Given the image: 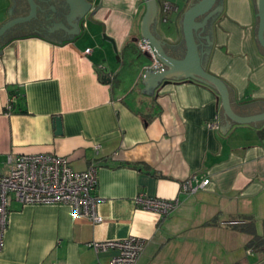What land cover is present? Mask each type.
<instances>
[{"label": "crops", "instance_id": "1", "mask_svg": "<svg viewBox=\"0 0 264 264\" xmlns=\"http://www.w3.org/2000/svg\"><path fill=\"white\" fill-rule=\"evenodd\" d=\"M34 1V15L0 32V168L8 153L64 155L77 170L96 163L102 221L67 203L12 200L0 264H106L115 249L95 251L89 243L128 235L146 241L136 264L249 262L256 254L245 248L250 235L226 221L253 220L256 232L264 231V120L235 122L223 133L217 90L190 74L143 91L149 62L134 48L145 0H91L87 13L70 20L77 32L67 30L74 27L68 0ZM167 1L179 9L185 0ZM155 6V23H148L154 37ZM218 6L203 27H193L197 64L226 83L236 113L264 111L256 0H214L208 13ZM30 8L28 0H0V27ZM178 9L161 22L167 36ZM53 22L67 29L48 30ZM185 45L182 37L184 52ZM215 115L219 127L212 129L206 122ZM191 174L209 183L182 191ZM139 192L179 203L161 217L134 202Z\"/></svg>", "mask_w": 264, "mask_h": 264}, {"label": "built area", "instance_id": "2", "mask_svg": "<svg viewBox=\"0 0 264 264\" xmlns=\"http://www.w3.org/2000/svg\"><path fill=\"white\" fill-rule=\"evenodd\" d=\"M177 9V6L169 1L162 0L160 2L161 20L165 21L167 13ZM137 47L149 53L152 57V67L155 69L162 67L154 48L146 39H138ZM84 51L89 53L91 49L86 48ZM11 101L12 98L9 102ZM9 102L6 108L11 110ZM206 124L209 128L217 129L219 127L218 115L209 119ZM99 147V143L93 145L96 151ZM97 182L98 166L96 163H89L86 168L77 170L71 166L70 161L64 155L51 152L8 153L4 167L0 168V249L3 245L12 200L21 205L67 203L71 205L75 214L84 216L92 222L102 221V216L97 210L100 202V197L95 192ZM208 183V177L200 178L197 174H191L181 182V189L193 193ZM134 202L144 209L155 211L161 217H165L178 205L179 200L178 197L166 199L139 192L134 197ZM226 222L236 224L242 221L230 219ZM89 244L95 251L115 249V253L106 264H136L146 241L142 237L128 235L119 239L92 241ZM49 264L59 263L50 262Z\"/></svg>", "mask_w": 264, "mask_h": 264}, {"label": "water", "instance_id": "3", "mask_svg": "<svg viewBox=\"0 0 264 264\" xmlns=\"http://www.w3.org/2000/svg\"><path fill=\"white\" fill-rule=\"evenodd\" d=\"M68 1L70 2L71 9L69 11V14H66L67 20L74 27L67 29L60 22H53V26L48 30L52 31L53 28L61 26L70 32L78 31L76 24L70 22V20L77 12H84V14L87 13L90 8L91 0H85L86 2L84 0ZM145 1L147 9L140 22L141 37L142 39H146L154 48L156 57L162 63V67L159 69H155L154 67H152V57L149 55V53L143 51L149 62L144 66L145 71L142 78L146 82V88L143 89V91L151 93L152 87L156 85L159 80L160 82H167L171 79H174V77H180L190 74L192 75L191 77H197L205 83L213 86L217 90L220 104L223 109L220 122V129L223 133L232 123L235 122L251 123L264 120V111L262 110L261 112L249 115H241L236 113L231 107L229 89L226 83L220 77L206 70L202 65L197 64L195 55L196 44L194 42L192 34L193 27L194 29L199 25L203 27L205 18L209 16L213 11L217 9L220 10L221 6L215 7L211 12L208 13L214 0H185L181 7L178 9L176 16L172 20L174 33L172 36H167L160 28L162 22L160 2L157 0ZM28 2L31 6L30 12L25 16H17L8 21L6 24L0 27V32L13 22L20 21L29 18V16L31 15H34V12L36 10V3L34 0H28ZM156 4L159 7V15L156 20L158 35L154 37L148 30V23L152 20ZM91 12L92 11H90V14ZM204 15L206 16L201 21H197L199 17H203ZM256 16L258 19L256 37L260 46L264 48V0H256ZM152 21L155 23V19ZM203 36H205V38L207 39V35ZM182 37H184L186 43L185 52L181 47ZM207 41L211 42L208 39ZM200 42L202 46V41ZM55 123L57 132H61L60 117L55 118Z\"/></svg>", "mask_w": 264, "mask_h": 264}, {"label": "trees", "instance_id": "4", "mask_svg": "<svg viewBox=\"0 0 264 264\" xmlns=\"http://www.w3.org/2000/svg\"><path fill=\"white\" fill-rule=\"evenodd\" d=\"M12 108L13 107H11V109ZM214 219L215 217H213L206 223H212ZM231 219H236V218H231ZM237 219L242 222L233 224L234 228L250 235V238L245 243V248L249 249L251 252L253 251L254 253H256L259 258H264V231H262V233H257L253 220H246L245 218L244 219L237 218ZM232 264H240V263L235 262Z\"/></svg>", "mask_w": 264, "mask_h": 264}, {"label": "rangeland", "instance_id": "5", "mask_svg": "<svg viewBox=\"0 0 264 264\" xmlns=\"http://www.w3.org/2000/svg\"><path fill=\"white\" fill-rule=\"evenodd\" d=\"M174 4V3H173ZM179 4V3H178ZM183 4V3H182ZM169 13H167L168 15ZM168 20V19H167ZM166 23V21L164 22ZM134 52H138L140 56L146 57L143 51H141L139 48H134ZM148 60V59H147ZM242 251V250H241ZM248 254L250 252H247ZM250 255V254H249ZM249 262L244 261L243 264H264V258H258V255L254 254L253 256H249L248 258ZM252 261V262H251Z\"/></svg>", "mask_w": 264, "mask_h": 264}, {"label": "flooded vegetation", "instance_id": "6", "mask_svg": "<svg viewBox=\"0 0 264 264\" xmlns=\"http://www.w3.org/2000/svg\"><path fill=\"white\" fill-rule=\"evenodd\" d=\"M58 12H60V8L58 9Z\"/></svg>", "mask_w": 264, "mask_h": 264}]
</instances>
